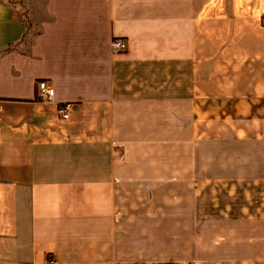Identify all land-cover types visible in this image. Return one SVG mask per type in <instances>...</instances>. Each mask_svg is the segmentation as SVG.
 Returning <instances> with one entry per match:
<instances>
[{"label": "crops", "instance_id": "crops-1", "mask_svg": "<svg viewBox=\"0 0 264 264\" xmlns=\"http://www.w3.org/2000/svg\"><path fill=\"white\" fill-rule=\"evenodd\" d=\"M0 264H264V0H0Z\"/></svg>", "mask_w": 264, "mask_h": 264}, {"label": "built area", "instance_id": "built-area-1", "mask_svg": "<svg viewBox=\"0 0 264 264\" xmlns=\"http://www.w3.org/2000/svg\"><path fill=\"white\" fill-rule=\"evenodd\" d=\"M112 44L119 49L126 47V42L120 38H114ZM37 87L46 97H51L54 94V87L44 79L37 82ZM71 108V101H62L58 103L57 111L63 119H67L70 116Z\"/></svg>", "mask_w": 264, "mask_h": 264}, {"label": "rangeland", "instance_id": "rangeland-1", "mask_svg": "<svg viewBox=\"0 0 264 264\" xmlns=\"http://www.w3.org/2000/svg\"><path fill=\"white\" fill-rule=\"evenodd\" d=\"M31 15H29V17H30ZM40 18H41V15H37L36 16V19H35V22H36V26L35 27H37L38 25H39V20H40Z\"/></svg>", "mask_w": 264, "mask_h": 264}, {"label": "trees", "instance_id": "trees-1", "mask_svg": "<svg viewBox=\"0 0 264 264\" xmlns=\"http://www.w3.org/2000/svg\"><path fill=\"white\" fill-rule=\"evenodd\" d=\"M14 2H15V0H9V3H10L11 5H13Z\"/></svg>", "mask_w": 264, "mask_h": 264}]
</instances>
